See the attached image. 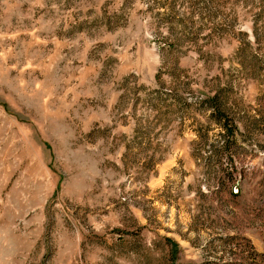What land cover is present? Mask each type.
<instances>
[{"label": "rangeland", "instance_id": "1", "mask_svg": "<svg viewBox=\"0 0 264 264\" xmlns=\"http://www.w3.org/2000/svg\"><path fill=\"white\" fill-rule=\"evenodd\" d=\"M0 264H264V0H0Z\"/></svg>", "mask_w": 264, "mask_h": 264}, {"label": "trees", "instance_id": "2", "mask_svg": "<svg viewBox=\"0 0 264 264\" xmlns=\"http://www.w3.org/2000/svg\"><path fill=\"white\" fill-rule=\"evenodd\" d=\"M175 245H176V243H175Z\"/></svg>", "mask_w": 264, "mask_h": 264}]
</instances>
